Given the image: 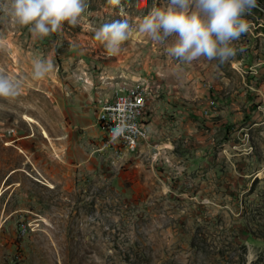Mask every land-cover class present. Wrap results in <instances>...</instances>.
I'll list each match as a JSON object with an SVG mask.
<instances>
[{"label":"rangeland","instance_id":"rangeland-1","mask_svg":"<svg viewBox=\"0 0 264 264\" xmlns=\"http://www.w3.org/2000/svg\"><path fill=\"white\" fill-rule=\"evenodd\" d=\"M166 3L88 0L44 37L0 15V74L20 85L0 97V264H264V0L223 63L176 60L175 34L139 31ZM121 11L135 23L105 47L94 33ZM37 60L53 69L34 79ZM133 87L147 91L142 144L105 137L111 157L59 172L58 137Z\"/></svg>","mask_w":264,"mask_h":264},{"label":"clouds","instance_id":"clouds-1","mask_svg":"<svg viewBox=\"0 0 264 264\" xmlns=\"http://www.w3.org/2000/svg\"><path fill=\"white\" fill-rule=\"evenodd\" d=\"M121 0H107L118 6ZM258 5V0H167L165 6L153 7L139 23V31L157 42L165 43L175 34L168 53L179 61L191 62L200 57L223 63L236 54L232 42L249 31L246 14ZM88 7V0H0V15L23 26L36 36L44 37L59 30L66 21L79 23ZM135 18L130 12L121 11L111 23L99 27L94 38L105 47L119 46ZM49 60L33 63V78H42L51 72ZM19 82L0 74V97L19 94ZM134 131L122 117L111 129L112 139Z\"/></svg>","mask_w":264,"mask_h":264},{"label":"crops","instance_id":"crops-1","mask_svg":"<svg viewBox=\"0 0 264 264\" xmlns=\"http://www.w3.org/2000/svg\"><path fill=\"white\" fill-rule=\"evenodd\" d=\"M78 116L76 120L77 125L76 128H80L81 134L79 138L75 139H68L66 140V132L64 135H60L56 143L59 156V160L57 162L59 164L54 163V167L58 166L60 168L59 172L67 173V169L77 170L78 168L82 167H89L92 166L93 163L102 158H107L108 156L111 157L112 150L109 148L108 143L104 141V138L107 137V133L103 130L96 122H97V114L95 118H92L90 113L85 111ZM147 130L149 134V124L147 123ZM25 139H29L33 137V134H29L25 136ZM48 137L49 136H45ZM95 137V139H94ZM24 137L18 138L23 139ZM103 140V141H102ZM48 141L49 140H45ZM98 142V146H95ZM118 144V143H117ZM142 144V143H141ZM111 153H109V151ZM30 160V158H29ZM102 161V160H101ZM37 160L34 161V166L36 167ZM43 167V165H42ZM47 174H49L51 170L50 166H45ZM53 168V167H52ZM54 169V168H53ZM44 172V169H42ZM54 172V170H53Z\"/></svg>","mask_w":264,"mask_h":264},{"label":"built area","instance_id":"built-area-1","mask_svg":"<svg viewBox=\"0 0 264 264\" xmlns=\"http://www.w3.org/2000/svg\"><path fill=\"white\" fill-rule=\"evenodd\" d=\"M146 114L147 91L142 87H133L126 93L102 102L97 113V124L106 131L109 140L133 151L148 137ZM122 117L133 126L134 131H125L113 140L111 129Z\"/></svg>","mask_w":264,"mask_h":264},{"label":"bare ground","instance_id":"bare-ground-1","mask_svg":"<svg viewBox=\"0 0 264 264\" xmlns=\"http://www.w3.org/2000/svg\"><path fill=\"white\" fill-rule=\"evenodd\" d=\"M29 120H30V121H33V119H32L31 117H29ZM45 134H46V132H45Z\"/></svg>","mask_w":264,"mask_h":264}]
</instances>
